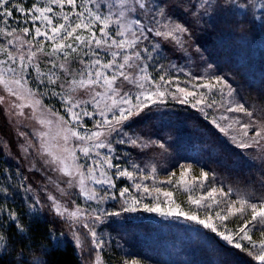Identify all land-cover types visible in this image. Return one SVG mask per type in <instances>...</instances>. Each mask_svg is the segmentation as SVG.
I'll use <instances>...</instances> for the list:
<instances>
[{"label":"rangeland","instance_id":"obj_1","mask_svg":"<svg viewBox=\"0 0 264 264\" xmlns=\"http://www.w3.org/2000/svg\"><path fill=\"white\" fill-rule=\"evenodd\" d=\"M145 4L146 9L144 10L139 9V6L135 5L137 11L126 13L125 20L122 22L126 23L139 19L145 30L150 28L152 31L147 33V39L141 38L135 49H126L121 52V55L117 57V61L122 62L123 55L125 54L131 55L134 51H141V56L144 59L135 63L146 66V73L152 82L146 84V86L155 91V85L160 84V90H166V95L162 98V102L161 99H157L155 103H150L148 108L153 110L159 108L165 109L168 106L182 108L185 105L189 108L197 109L203 113L204 117L213 126L231 141H234L233 143L239 147H241L240 143H245L254 146L253 151L256 156L264 153V138H256V133L261 131L262 125L259 126L258 130H255L241 120V113L243 112L229 110L235 109L240 104L236 101L228 84L221 78L216 77V75L207 74L204 69H202L203 71L200 74H196L192 59H189L185 65H178L176 64V60L171 59L169 68H163L164 60L166 59L161 51L162 47L167 48L171 52H176L175 50L177 49L185 50L186 38L190 34L186 26L181 22L180 17L187 19L189 14L208 16L212 13L226 11L229 8L234 15L250 14L255 19H258L260 13L264 10V0H145ZM13 5L23 7L25 11H17ZM77 5L78 7H72L65 4L61 7L50 4L49 0H24L22 3L19 0H10L9 5L6 7L12 10V17H0V30H2L0 31V61L6 62L0 64V71H3L5 77L9 79L23 77L22 83L24 84L23 88H17V86L12 85L20 96L24 97L23 99L10 94L4 89L3 85H0V97L3 98L0 101L1 115L5 124L10 129L12 137L11 142L8 145L3 142V146L5 147L7 157L15 163L14 165L19 167L20 170L24 169L26 171L24 175L15 169L17 172L16 176L20 180L19 187H21L23 192L27 191L29 193L27 200L23 199V203L28 207L27 212L37 213L46 207L53 214L58 215L52 207V201L48 199L49 195L55 197L69 212L79 209L82 214L78 218H69L67 215L58 216L60 219L73 225L69 233L70 240L79 246L76 243V238L79 237L80 240L82 237L84 244L88 246L86 254L89 257V261L86 262L87 264H95L97 256H99L101 264H104L101 256L105 251L112 250L113 248L118 250L124 249L120 243V236L112 231L115 227L117 230H120V227L122 228V225L127 223L144 222L152 225L167 223L188 229L192 228V230L209 231L193 221L186 220L183 216H169L161 215L160 212H149L145 209V205L148 207L159 206L164 212H168L169 209L173 212L183 211L189 214L195 212L201 219L211 216L220 231L227 229L233 233L236 232L244 223V219L249 218L250 213H246L244 218H241L239 215L230 216L223 222L216 219L215 214L220 212L222 216L225 215L227 205L237 201L242 196L233 194L232 192L228 196L220 195L222 189L211 182L209 175L204 180L193 179L194 177L199 178L201 171L187 164L175 165L177 166L174 169L175 171L166 172V174L159 172L157 166L153 165V155L160 147L158 143L152 141L154 138L151 137L149 129H147L149 123L141 122L142 115L148 114L144 110L138 116H133L129 120L124 121L123 124L117 125L115 131L108 132L105 130V135L101 139L106 144H109L110 148L97 149L93 147L87 156L79 150L81 146H85L86 142L80 141L76 137L71 136L70 132L64 131L65 129H74L80 135H87L100 130L96 125L103 118L99 115L95 104H82L80 108L74 109L77 112H80L81 109H86L90 113H95L91 116L81 115L79 121H74L67 112L66 109L69 105L65 103V99L68 96L88 101L91 99L92 91L91 89L80 88L70 91L67 82L72 79H81L79 72L84 68V65L80 64L81 59L88 62L99 58L102 62H107L111 59L112 51H120L115 48L108 49L106 46L97 48L94 44L89 49L79 44V42H75L73 38H68L64 43L73 44V47L77 48V52H72L71 49L67 48L64 49V52L69 53L67 61H65L64 52H57L55 55L50 54L57 41L47 40L43 36L35 37V27L38 26L41 28V31H47L51 35L50 29L52 26L60 23H64L66 26L69 24L74 26L75 23L79 22L80 18L77 12L84 11L85 7L102 17L111 16L112 20H116L117 14L121 11V6L117 3V0H89L87 3H85V0H77ZM175 5L179 8L178 10L174 9ZM35 6H51L53 8V11L47 14L52 18V25H48L45 21L32 20L33 13L31 9ZM131 6L133 5L130 2L125 7ZM65 14L69 16L68 21L63 19ZM87 15V12H85V16ZM5 20L7 23H5ZM177 24L186 29V31L175 32L173 36H157L155 34L157 31L166 33ZM24 27L30 29L29 34H23L21 29ZM99 27L100 25L96 24L92 29L97 33L98 37L100 35ZM132 27L139 35L138 26L133 24ZM118 30L119 25L115 23L110 24L108 29L115 39H123V37L115 35ZM7 31H13V35H6ZM76 34L89 35L88 31L84 29L77 30ZM128 35L130 38V34ZM17 37L21 39H17ZM59 39L57 37V40ZM24 41H31V45L24 43ZM260 45L264 46V40ZM39 47H43V52L37 51ZM145 47L148 49L147 53L142 51ZM30 49L37 52L36 57L31 62L28 60ZM9 52L15 58V63L9 60ZM83 52H89V55L84 56ZM91 52H98L99 56H92ZM21 55L25 57L23 63L20 61ZM149 56L151 57L150 59ZM194 62L198 63L197 61ZM65 63L69 69L67 73L59 67L60 64ZM53 64L56 66L53 67ZM37 66L40 69L39 72L36 70ZM8 68H14L15 72H8ZM161 70L168 71L165 74L164 72L159 73V77L164 76L167 83L160 81V79L156 80L157 73ZM128 71L134 77L144 75V73H140L136 68L129 69ZM50 72H55L56 76L59 77L55 84L49 83L47 77L42 75V73L47 74ZM83 78L86 79L87 76ZM221 80L223 83L218 82ZM170 81L172 82L171 84H169ZM207 84L214 85V87H204ZM61 85H63V88H61ZM117 86L121 87L122 94L123 92H129L133 98L142 91L136 84H130L124 81L123 78L117 81ZM94 87L96 91H103L98 86ZM178 88H184L194 95L188 96L186 102H181L184 99V95L177 91ZM28 90L31 91V95ZM230 90L231 94H229ZM172 93L175 94V98L171 95ZM200 100L203 102L197 103ZM35 101H39L40 103L37 105ZM133 102L135 101L133 100ZM14 105H19V107H15ZM114 111L116 110L114 109ZM53 113L56 115H53ZM111 115V113L108 114L109 119H111ZM59 117H63V121ZM41 120L44 123H41ZM49 120L52 121L51 124L48 123ZM244 125H248L246 129L247 135H244ZM222 129L224 130L222 131ZM65 135L68 136L67 143L62 138ZM133 140L136 143L133 144ZM121 141L123 142L121 143ZM93 143L87 142V146L91 147ZM62 147L75 149L76 156L78 157L76 163L84 166L82 171L85 172V176H87L88 168L97 167L96 161H102L105 157L111 158L112 164L119 165V168H108L104 164L103 170L111 177L112 185L114 186L96 184L94 181L86 179V186L94 189L98 194L97 199L94 200H89L81 194L76 181H74L72 187H68L67 181L70 178L56 170V165L46 163V161L51 160V157L43 150L46 148L51 152L59 153ZM132 147L136 150L134 155H131L133 151ZM97 152L100 153L99 156L96 155ZM169 164L170 162L164 165L167 167ZM141 165L143 166L142 170L139 169ZM188 168H190V171L187 172L182 181L181 172ZM121 170L132 172L133 178L129 179L126 176H119L118 172ZM0 174L3 176L2 171H0ZM99 175V171H97L96 176L98 178ZM5 176L7 180L4 181L5 185L2 187L4 189H0V201L3 199L1 195L9 196L6 187L12 192L16 191V185L13 182L11 174L8 173ZM136 184H140L141 188L137 189ZM145 187L148 188V192L144 191ZM58 188L63 191L58 190ZM124 188H128L129 192L125 196H121L120 193ZM213 188L218 190L216 194L217 202L205 199L202 201V206H197L191 202L193 199L206 197L207 193ZM165 193H171L172 195L169 198L164 195ZM133 198L137 199L139 203L132 205L131 201ZM125 200L128 201L127 204ZM130 207H134L135 210H125ZM114 213H118L119 215H114ZM97 216L99 219L96 218ZM85 224L88 227H84ZM257 226L251 228L250 234L253 240L258 241L261 238V231L264 230L259 229ZM164 229L156 232L155 230H151L149 236L151 237L154 232L156 235H161ZM91 230L96 232V242L100 243L99 248L93 243ZM133 234L142 235L138 229L130 227L129 235ZM220 240L226 245H230L221 238ZM240 242L246 248L251 249L248 241L241 240ZM123 251L125 252V249ZM122 254L124 256V253ZM126 261L128 262L122 264H149L134 258ZM166 261L167 258L164 257L161 261L162 263L159 264H163Z\"/></svg>","mask_w":264,"mask_h":264},{"label":"trees","instance_id":"obj_2","mask_svg":"<svg viewBox=\"0 0 264 264\" xmlns=\"http://www.w3.org/2000/svg\"><path fill=\"white\" fill-rule=\"evenodd\" d=\"M174 9L179 8L175 5ZM180 18L190 36L186 38L185 50L171 52L161 48L166 59L163 68H169L171 59L178 65H185L192 59L196 74L204 69L207 74L221 78L232 90L238 104L252 113L251 116L241 113L243 122L255 130L260 125L263 128L264 46L260 43L264 40V10L258 19L250 14L234 15L229 8L208 16L189 14L187 19ZM163 72L168 71H158L156 80ZM144 111L148 114L142 115L141 122L149 123L147 129L154 138L152 141L160 147L153 155V165L159 172L166 174L175 171V165L187 164L207 173L211 182L222 191L231 190L233 194L252 198V202L264 198V153L256 156L253 145L239 147L213 126L201 111L185 105L182 108H146ZM11 140L10 129L0 110V171L3 174H0V189H4L8 173L16 185L15 192L6 187L9 196L1 195L3 199L0 201V244L6 246V251L0 247L3 264H87L88 246L83 238L79 246L69 238L73 225L46 207L37 213L27 212L28 207L23 201L27 200L29 193L19 187L15 169L24 175L26 171L14 165L3 146V142L8 145ZM132 148L133 151L129 150L134 155L136 150ZM169 162L165 167L164 164ZM139 169L142 170L143 166ZM10 215L14 220H9ZM17 224L23 225V232L17 229ZM130 227L138 229L142 235H129ZM163 228L161 235H156L155 232ZM151 230L155 232L150 237ZM112 232L120 236L125 252L115 248L105 251L101 256L104 264H122L132 258L159 264L164 257L167 261L163 264H216L220 259L225 264H260L254 255L226 245L219 236L207 230L140 222L124 224L120 230L115 227ZM207 236L212 237L211 243ZM217 245L223 249L222 253L216 251Z\"/></svg>","mask_w":264,"mask_h":264},{"label":"snow or ice","instance_id":"obj_3","mask_svg":"<svg viewBox=\"0 0 264 264\" xmlns=\"http://www.w3.org/2000/svg\"><path fill=\"white\" fill-rule=\"evenodd\" d=\"M89 2V0H85V3ZM132 3L133 6L125 7ZM10 0H0V17H12L13 12L6 7L9 5ZM50 4H55L63 7L65 4L78 7L77 0H49ZM117 3L121 6V11L117 14L116 20H112L111 16L102 17L97 13H93L90 9L86 8L84 11L77 12L80 20L79 22L75 23L74 26L67 25L64 23H60L56 26L51 27V35L48 34L47 31H41L40 27H35L34 36L35 37H45L47 40L50 41H57L55 46L52 49L51 55H55L57 52H64V49H71L72 52H77V48L73 47V44H66L68 38H73L75 42H79V44L83 45L84 47L91 48L94 44L97 48L102 46H106L108 49H119L120 51H112L111 52V59L107 62H102L99 58L85 62L83 59L80 60V64L84 65L82 71L79 72L81 77L80 80L72 79L68 81L70 91H75V89H91V99L88 101L74 99L71 96H68L65 99V103L69 105L66 109L67 112L70 114L74 121H79L81 119V115L83 116H91L95 113H90L86 109H81L80 112L74 111V109L80 108L82 104L92 103L95 104L99 115L103 118L102 121H98L96 127L100 129L99 131L91 132L87 135H80L74 129H65L64 131L70 132L71 136L76 137L80 141L86 142L85 146L80 147V151L85 155H89L92 151V148H105L109 147V144H106L104 140L101 139L102 136L105 135V130L108 132L115 131L117 125L123 124L124 121L129 120L133 116H138L145 108H148L150 103H155L157 99H161L166 95V90L161 91V85L156 84L155 91H152L146 84L152 83L150 77L146 73V66H141L136 64V61H142L144 57L141 56V51H134L131 55L125 54L123 55L122 62L117 61V57L121 55L126 49H135L140 42L141 38L147 39V33L151 32L152 29H147L142 26L141 21L139 19L122 22L125 20L126 13L128 12H136L137 9L135 5L139 6V9L144 10L146 9L145 0H117ZM211 6V5H209ZM240 6V5H238ZM13 7L20 12H24L25 9L18 5H13ZM219 7V5H217ZM53 8L51 6L46 7H39L35 6L31 9L32 20L33 21H45L48 25H52L53 21L51 16L47 15L51 13ZM85 12H87V16H85ZM38 14V15H37ZM65 21L69 20V16L65 14L63 16ZM87 21V22H85ZM5 23L7 21L5 20ZM115 23L119 25V30L115 33L116 36L123 37V39H115L110 32L108 31L110 24ZM99 24V37L97 33L93 31V26ZM135 24L138 26L139 35L137 31L133 29L132 25ZM84 29L88 31L89 35L84 36L82 34H76L77 30ZM2 31V30H0ZM23 34L27 35L30 32L28 27H24L21 29ZM186 29L182 28L179 24L175 25L171 28L170 31L166 33H161L157 31L155 34L157 36L164 35V36H173L175 32H184ZM130 34V38L129 35ZM6 35L11 36L13 35V31H7ZM57 37L60 39L57 40ZM17 39H21L17 37ZM11 43V41H9ZM24 43H28L31 45V41H24ZM37 51L43 52V47H39ZM81 51H83L81 49ZM142 51L148 52L147 47H145ZM37 55V52L29 50L28 60L31 62ZM84 56H88L89 52H83ZM92 56H99L98 52H91ZM69 57L68 52H64L65 61H67ZM9 60H12L15 63V58L12 56L11 52L8 53ZM151 57L149 56V59ZM25 57L24 55L20 56V61L23 63ZM6 63L4 61H0V64ZM26 67V65H24ZM56 65L53 64V67ZM59 67L64 70L66 73L69 71L67 64H60ZM136 68L140 73H144V75H139L134 77L133 74L128 71L129 69ZM37 72L40 71L39 67L37 66ZM110 70V74H109ZM8 72H15L14 68H8ZM47 77V81L49 83L55 84L59 77L56 76L55 72H50L47 74L42 73ZM87 76V78H83ZM123 78L124 81H127L130 84H136L142 91H140L135 97L133 98L129 92H123L120 86H117V81ZM23 77L20 78H6L3 71H0V85H3L4 89L14 96H18V98L23 99L24 97L20 96L18 91H16L12 85L17 86V88H23L24 84L22 83ZM160 81H165V77L161 76ZM166 82V81H165ZM219 83H223V81H218ZM167 83V82H166ZM94 86H98L103 89V91H96ZM204 87H214V85L207 84ZM63 88V85H61ZM177 91L184 95V99L181 102H186L188 96L194 95L192 92L187 91L184 88H178ZM29 94L31 95V91L28 90ZM231 94V90L229 92ZM173 97L175 98V94L172 93ZM155 98V99H154ZM3 98L0 97V101ZM133 100L135 102H133ZM203 101H197V103H202ZM38 105L40 102L35 101ZM15 107H19V105H14ZM114 109L116 111H114ZM230 111H238V112H246L247 115L251 116L252 113L247 112L243 105H238L235 109H229ZM111 113V119L108 118V114ZM22 114V113H21ZM53 115H56L53 113ZM61 121H63V117H59ZM44 123L43 120L40 121ZM49 124L52 123L51 120L48 121ZM231 127V125H229ZM245 132L244 135H247L246 129L248 125H244ZM224 129H222L223 131ZM43 135V134H42ZM65 143H67L68 136L65 135L62 137ZM256 138H264V128L261 131L256 133ZM255 139V138H254ZM87 142H94L91 147L87 146ZM123 141H121L122 143ZM132 143H136L135 140ZM241 147L250 146L249 144L241 143ZM163 147V145H161ZM43 148V145H42ZM44 152L51 157L50 161H46V163H51L56 165V170L63 173L65 176H68L70 179L67 181L68 187H72L74 181H76L79 185V189L82 195H84L89 200L97 199V192L94 189L88 188L85 184V180H92L96 184H107L109 186L112 185V179L108 175L107 172L103 170V165L106 164L108 168L117 167L119 165H113L111 162V158L105 157L102 161H96L97 167L96 168H88L87 169V176H85V172L82 171L83 165L77 164L76 161L78 157L76 156L75 149H70L67 147H62L59 153L51 152L48 149L44 148ZM97 156L100 155L99 152L96 153ZM99 171V178L96 176V172ZM155 171V169H153ZM190 171V168L184 169L181 172V180L183 181L187 172ZM119 176H126L129 179L133 178V173L127 170H121L118 172ZM208 174L202 172L199 178L194 177L193 179H200L204 180L207 179ZM78 178V180H77ZM147 178V177H145ZM136 188H141L140 184H136ZM63 191L62 189H59ZM145 192H148V188H144ZM129 192L128 188H124L120 195L125 196L126 193ZM218 190L213 188L211 191L207 193L206 197H201L200 199H193L191 202L197 206H202V201L205 199H211L213 202H217L216 194ZM231 194V190L229 193L220 192V195L228 196ZM166 197H171V193H165ZM49 200L52 201V207L54 211L60 215L65 216L67 215L69 218H78L82 213L79 209L76 211L69 212L67 208H64L55 197L49 195ZM127 204L128 201L125 200ZM132 205H136L139 201L135 198L131 201ZM237 205H239L237 207ZM145 209L149 212H160L161 215H175V216H183L188 221H193L198 225H201L204 229H208L211 233H215L219 236L222 240L226 241L228 244L232 245L236 249H240L242 251H247L249 255H254L256 261H259L260 264H264V231H261V238L257 240H253L251 233V228L256 227L257 225L264 229V198L257 202H252V198H244L241 197L237 201L229 203L227 205V210L225 215H221L220 212H217L216 219L223 222L227 220L230 216L239 215L241 218L245 217L246 213H250L249 218L244 219V223L236 230V232H232L231 230L220 231L217 225L213 222L211 216H207L204 219L199 218V216L193 212L191 214L184 213L183 211L173 212L169 209L168 212H164L159 206L148 207L145 205ZM126 211H134V207L126 208ZM114 215H119L118 213H114ZM9 220L12 221L14 218L10 215ZM99 219V217H96ZM2 227V226H0ZM17 229L21 232L24 231V227L22 224L16 225ZM84 227H88L87 224ZM195 231H199L198 229H194ZM91 235L93 237V243L97 248L100 247V243L96 242V232L91 230ZM52 239L53 237L50 235L49 237ZM208 241L212 242V237L207 236ZM246 240L251 245V249H247L240 241ZM76 243L79 244L80 240L79 237L76 238ZM0 247L5 248L6 246L0 244ZM216 251L223 252V249L217 245ZM0 264H3V255H0ZM95 264H101L99 256L96 257ZM216 264H225L223 259L216 261Z\"/></svg>","mask_w":264,"mask_h":264}]
</instances>
